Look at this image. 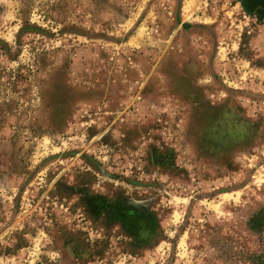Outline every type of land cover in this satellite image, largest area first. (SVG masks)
Listing matches in <instances>:
<instances>
[{
	"label": "rangeland",
	"instance_id": "rangeland-1",
	"mask_svg": "<svg viewBox=\"0 0 264 264\" xmlns=\"http://www.w3.org/2000/svg\"><path fill=\"white\" fill-rule=\"evenodd\" d=\"M0 264H264V0H0Z\"/></svg>",
	"mask_w": 264,
	"mask_h": 264
}]
</instances>
